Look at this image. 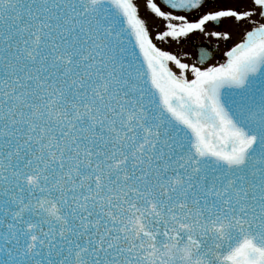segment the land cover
<instances>
[{"label":"snow or ice","instance_id":"obj_1","mask_svg":"<svg viewBox=\"0 0 264 264\" xmlns=\"http://www.w3.org/2000/svg\"><path fill=\"white\" fill-rule=\"evenodd\" d=\"M0 264H264V0H0Z\"/></svg>","mask_w":264,"mask_h":264},{"label":"rangeland","instance_id":"obj_2","mask_svg":"<svg viewBox=\"0 0 264 264\" xmlns=\"http://www.w3.org/2000/svg\"><path fill=\"white\" fill-rule=\"evenodd\" d=\"M142 11H144L143 7H142ZM203 42H204V37L203 36H201L199 40L195 41V43H203ZM188 50L194 51V49L192 48V44L191 43L188 45Z\"/></svg>","mask_w":264,"mask_h":264}]
</instances>
